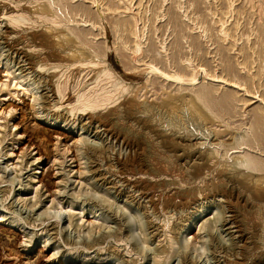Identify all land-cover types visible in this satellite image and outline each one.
Returning a JSON list of instances; mask_svg holds the SVG:
<instances>
[{
    "label": "rangeland",
    "instance_id": "obj_1",
    "mask_svg": "<svg viewBox=\"0 0 264 264\" xmlns=\"http://www.w3.org/2000/svg\"><path fill=\"white\" fill-rule=\"evenodd\" d=\"M4 30L8 41L0 38V264H182L184 256L194 264H264V194L261 198L255 192L264 191V0H0ZM75 34L83 42L65 39ZM17 49L54 84L48 105L42 101L49 91L45 82L31 85V69L20 79L18 64L5 60L6 55L25 59ZM50 51L55 57H46ZM87 52L92 63L76 67L79 63L71 55L83 59ZM221 66L232 69L221 71ZM104 69L109 70L107 87L119 83L113 93L119 98L94 112L107 114L118 128L144 142V163L151 174L143 177L157 183L152 196L116 176L115 156H132L133 148L103 134V126L97 129L100 133L81 128L79 119L86 122L88 115L76 108L84 94H92V75ZM57 88L71 92L72 100L61 98ZM130 105L149 127L124 118ZM22 108L31 109L30 116ZM246 140L255 146L248 154L256 158L246 155ZM87 145L110 148L98 159L97 171L87 158ZM202 157L207 165L196 176L194 164ZM249 159L258 165L251 174L243 169ZM98 170L119 180L118 190L127 191L119 195L115 187L103 184ZM217 183L238 196L233 199L238 227L224 222L230 214L224 196L209 193ZM177 190L189 191L196 201L158 204L157 209L149 203L150 197L157 201L159 192L175 195ZM129 193L136 202L125 203ZM209 199L217 204L189 224L195 206ZM97 201L117 209L116 215L93 207ZM119 213L126 221L122 241L108 238L90 249L63 241L65 232L79 241L113 230ZM151 219L158 224L155 230L148 225ZM237 228L244 239L237 237ZM214 240L221 247L233 245L232 254L213 251ZM133 245L140 249L138 254ZM115 246L127 262H113Z\"/></svg>",
    "mask_w": 264,
    "mask_h": 264
},
{
    "label": "bare ground",
    "instance_id": "obj_2",
    "mask_svg": "<svg viewBox=\"0 0 264 264\" xmlns=\"http://www.w3.org/2000/svg\"><path fill=\"white\" fill-rule=\"evenodd\" d=\"M56 7H57V5H56ZM217 9V8H216ZM68 21V20H67ZM220 22V21H219ZM156 23V22H155ZM84 24V23H83ZM87 25V24H86ZM6 26V25H5ZM239 26V25H238ZM92 27V26H91ZM63 28V27H62ZM6 31L7 30H4V31H0V38H3L4 40H5V42L6 41H8L7 40V34H6ZM66 33V32H65ZM70 34V33H69ZM71 35V34H70ZM62 36V35H61ZM134 36V35H133ZM225 36V35H224ZM228 36V35H227ZM63 38V37H62ZM74 38H77V39H79V41H82L83 42V38H81L80 36H78V35H73V36H68L67 38H65V39H67V41H70V42H72V41H74ZM176 41L177 42H179L178 41V39H176ZM40 42H42V39H40ZM64 42V41H63ZM141 42V41H140ZM14 43V42H13ZM215 43V42H214ZM216 43H218V42H216ZM217 48L219 49V50H221L222 49V47H221V45H218L217 44ZM13 47V46H12ZM138 47V46H137ZM90 48V50H91V52H92V47H89ZM84 49V48H83ZM86 49V48H85ZM140 49V48H139ZM81 50V49H80ZM16 53H19V55L21 54V57H25V59H21V60H17V58H14V56H11V55H6L7 56V58L5 59L6 61L7 60H11V62H14L15 64L14 65H17L18 64V69L20 70V76H19V78L21 79V78H23V76H26L27 74H28V70L27 69H31V71L30 72H34V74L33 75H31V77H30V79H29V81H30V84L32 85V84H35V83H37V86L36 87H40V83H41V86H42V83L43 82H45L44 83V85L46 86L47 85V88L49 87V91L47 92V94L46 93H44L43 95H42V101H43V103H47V105H48V101H49V99L51 98V96L52 95H54L55 94V91H54V84L52 83V81H51V79L49 78V79H46V75H45V72L44 73H42V71H39V70H36L35 68H34V66L36 65L35 63H34V61L32 62V60L29 58V57H27L26 56V53L24 52H22V51H20V50H16L15 51ZM72 54V53H71ZM89 54H91V53H88L87 52V54L85 55V57L83 58V59H79V56L78 55H76V54H72L71 56L74 58L73 60H74V63H79L76 67H78L79 65H82V63H92V60H89ZM92 55V54H91ZM103 55H105V54H103ZM20 57V56H19ZM46 57H55V53L54 52H52V51H50L49 53L47 52V54H46ZM153 58H154V56H153ZM2 60V59H1ZM82 60H88L87 62H83ZM101 60L105 63V61H106V59L104 58V57H102L101 58ZM24 62V63H22V64H20V62ZM98 61H100V60H98ZM197 61V60H196ZM1 62V61H0ZM101 62V61H100ZM140 63V62H139ZM99 64V63H98ZM123 64H126V63H124L123 62ZM150 65L149 66H151V65H153V64H151V63H149ZM191 66V65H190ZM201 67V66H200ZM106 68V67H105ZM151 68V67H150ZM179 68L181 69V70H188V66L187 65H179ZM152 69H154L153 67H152ZM156 69H157V67H156ZM155 69V70H156ZM196 69V68H195ZM232 69V68H231ZM228 66L226 67V66H221V71H225V72H228V71H230L231 70ZM27 70V73H24L25 71ZM204 70V69H203ZM100 71V73H101V70H99ZM158 71V70H157ZM103 73L102 74H100V73H98V74H93L92 75V83H93V85H92V89H93V91H92V94L90 95V96H88V95H86V94H84V101L81 103V105L79 106V107H77L76 109L77 110H80L81 112H83L82 114H84V113H86L87 115H88V119H86L87 121L86 122H82V119H79L80 117H78V119H79V122L81 123V128L83 129H85L86 131H91L92 132V130L93 129H96V130H94L96 133H100L101 131H103V134H104V132H106V134H110L111 136H113L114 138H115V140H116V138H117V140H119V139H121V143L122 144H124V145H126L127 147H131V149L133 148L134 149V154L132 155V156H129V157H126V158H119V156H115V159H116V161H115V163H116V167L118 168L117 169V174H116V176H118L119 177V180L120 179H122L121 181V183H125V182H128V183H130V184H133L134 185V187L135 188H137L138 190L139 189H141V191H142V193L143 194H146V195H151L152 196V194H154V192H156V185H157V183H156V185H155V183H153L152 184V182L149 180V179H147V178H144L143 176H144V174H151V171H150V169L146 166V164L144 163V155H147V154H145V151H146V149H145V147L143 146V143L144 142H142V140H141V138L139 137V136H135V135H130V134H128L127 132H125L124 130H122V129H120V128H118L119 126H118V123L117 122H115L114 120H112V119H110L109 117H108V115L106 114V115H103V116H99V114L100 113H98V112H94L95 110L97 111V109L99 108V107H103V105H107V106H105V107H108L109 105H110V103H112L115 99H118L119 97H116V98H113L114 96V91L115 90H118V82H114V83H111V85L109 86V87H107V84H108V79H109V70L108 69H104L103 71H102ZM161 73V72H160ZM204 74V73H203ZM29 75V74H28ZM45 75V76H44ZM54 75V74H53ZM164 75H165V77H166V73H164ZM170 76H172L171 74H169V75H167V78H169V79H171L170 78ZM175 77L177 78V77H179L178 75H176V76H174V77H172V78H174L175 79ZM194 78V77H193ZM192 78V79H193ZM180 79V78H179ZM226 80V79H225ZM156 81V80H155ZM154 81V82H155ZM175 81H176V79H175ZM152 82V81H151ZM229 82V81H228ZM179 83V82H178ZM32 87H34V85L32 86ZM158 88V87H157ZM141 90V89H140ZM51 92V93H50ZM57 92L61 95V98H64V97H66L65 98V101H71L72 100V98H73V96L72 95H70V93L71 92H66L65 91V89L64 90H60V88H57ZM88 93V92H87ZM249 93V92H248ZM81 98V97H80ZM178 98V97H177ZM132 103H135V102H132ZM188 103V102H187ZM109 104V105H108ZM137 104V103H136ZM185 104V103H184ZM128 105V104H127ZM153 105V104H152ZM181 104H179V106H180ZM141 106V105H140ZM147 106V105H146ZM173 105H171V107H172ZM176 106V105H175ZM177 106H178V104H177ZM7 107V106H6ZM33 107V106H32ZM110 107V106H109ZM132 107L133 106H129V107H125L126 109L124 110V114H123V116H124V118H126V117H132L133 119H136L137 120V122L138 123H141V126L142 127H149L150 125L147 123V122H141V120L140 119H138V117L135 115V110H134V108L132 109ZM137 107V106H136ZM1 108V107H0ZM4 108V107H3ZM153 108V107H152ZM174 108V107H173ZM177 108V107H176ZM8 109V108H7ZM136 109V108H135ZM181 109H183L182 108V106H181ZM180 109V110H181ZM31 110V109H30ZM30 110H29V112H28V110L26 109V108H22V113L25 115V116H27L28 117V115L30 116ZM136 110H138V109H136ZM149 110V109H148ZM179 110V109H178ZM184 110V109H183ZM183 110H181L182 111V113H183ZM186 110V109H185ZM195 110V109H194ZM92 113H91V112ZM169 111V110H168ZM172 111V110H171ZM174 111V110H173ZM99 112H101V111H99ZM177 112V111H176ZM185 112V111H184ZM190 112V111H189ZM147 113V112H146ZM163 113V112H162ZM172 113V112H171ZM180 113V112H179ZM81 114V115H82ZM174 114V113H173ZM191 114V113H190ZM199 114L200 115H203L202 114V112H199ZM177 115V114H176ZM187 115V114H186ZM80 116V115H79ZM144 116V115H143ZM152 116V115H151ZM167 116V115H166ZM183 116V115H182ZM181 116V117H182ZM189 116V115H188ZM203 116H205V115H203ZM142 117V116H141ZM206 117V116H205ZM81 118H82V116H81ZM122 118V117H121ZM173 118H175V117H173ZM66 118H64V120H65ZM119 119V118H118ZM179 119V118H178ZM184 119V118H183ZM200 119H202V118H200ZM116 120V119H115ZM172 120V119H171ZM145 121V120H144ZM183 121V120H182ZM198 121V120H197ZM203 121H204V119H203ZM96 122L98 123L97 125H96ZM92 123H94L93 125H92ZM183 123V122H182ZM100 126H103V128H101L102 130L101 131H99V130H97ZM118 126V127H117ZM135 132V131H134ZM98 135V134H97ZM99 136V135H98ZM103 137V136H102ZM116 140V141H117ZM105 143V142H104ZM114 144V143H113ZM162 144L163 145H167L168 146V144H169V142H162ZM245 145H247L248 146V151H247V153H246V155L248 156V155H251V157L252 158H256V156L255 155H252V154H248V152H254L253 150H251V148L252 147H255V146H253L252 144H251V142H248L247 140L245 141V143H244ZM106 145H107V143H106ZM170 146V145H169ZM243 146V145H242ZM104 147V146H103ZM102 147V148H103ZM108 146H106V147H104L103 149H101L100 148V150L98 149H93L91 146H89V145H87V158H89L90 159V161L91 162H95V164H94V166H95V170L98 168V166L96 167V163L98 164V159L100 158V157H102V155H103V157H104V153H106L105 155H107V152L106 151H109L108 150ZM114 148V147H113ZM153 148V147H152ZM110 149V148H109ZM154 149V148H153ZM164 149V148H163ZM257 149V148H256ZM120 152V151H119ZM147 152V151H146ZM108 153H111V152H108ZM113 153V152H112ZM157 153V152H156ZM161 153V152H160ZM209 154V153H208ZM254 154V153H253ZM109 155V154H108ZM110 157V156H109ZM146 157V156H145ZM150 157H151V155H150ZM149 157V158H150ZM105 158H106V156H105ZM148 158V159H149ZM102 159V158H101ZM152 160H155V161H157L154 157L152 158ZM240 160V159H239ZM149 161H150V159H149ZM253 160L252 159H249V162H248V168H243V169H245L246 170V172L248 173V174H251L253 171H255V170H258V165L255 163V162H252ZM100 162V161H99ZM152 162V161H151ZM161 162V161H160ZM158 165V164H157ZM205 165H207V162H206V160H204V158L202 157L201 158V162L200 163H195L194 164V171H193V174L194 175H199V174H201V172H202V169L205 167ZM169 166V165H168ZM242 166V165H241ZM101 167V166H100ZM151 167V166H150ZM94 170V169H93ZM94 170V171H95ZM97 171V170H96ZM222 171V170H221ZM95 174V173H94ZM115 174V173H114ZM218 174L219 175H221L222 173L220 172V171H218ZM96 175L98 176V180H102V182H103V184H110L112 187H113V189H114V187L116 188V190H118L117 188H119L120 186H121V184H120V186L118 185V181H115V180H112V179H109V177H105V176H103L104 175V173H99V170H98V172L96 173ZM150 176V175H149ZM229 180H235V181H237V182H239V183H241V184H243V185H245L244 184V182L242 181V180H240V179H236V178H232V177H229ZM120 182V181H119ZM218 184V183H217ZM217 184H214V185H212L211 187H210V191H209V193H210V195H212L213 197H214V195L215 194H220V195H222V196H224V198H225V203H226V207H227V211L228 212H230V214L228 215V217H229V219L228 220H226V218H225V220H224V222H226V221H228L227 223H233V226L232 227H238L239 225L236 223L237 221H236V216H235V211H234V204H236V200H238V196H237V194L231 189V188H227L226 186H224V185H222V186H219V184L217 185ZM123 185V184H122ZM245 186H247L248 187V185H245ZM233 187V186H232ZM116 190H115V192H116ZM125 190H126V188H125ZM125 190H124V188L123 189H119L118 190V194L119 195H122V194H124L125 193ZM163 190V189H162ZM252 190V189H251ZM127 191V190H126ZM9 192V191H8ZM242 192V191H241ZM256 192V196H259V197H261V196H263V192L264 191H260L259 189L257 190V191H255ZM128 195V194H127ZM194 194H192V193H190L189 191H186V190H183V191H178L177 190V193H175V195L174 194H172V195H166V194H163L162 192H159V194H158V198H157V201L155 200V199H153L152 197H150V202L149 203H151V205H152V207H153V209H157V208H159L158 207V204H162L164 207H168V206H171V205H174V203H180V205H187L189 202H194V201H196V199L195 198H193L194 196H193ZM198 195V194H197ZM206 195V194H205ZM193 196V197H192ZM128 197L129 198H127V200L125 201V203L126 204H132V202H134L135 200H136V198L133 196V193L132 194H130L129 193V195H128ZM205 197V196H204ZM177 198H178V200H177ZM241 198V197H240ZM262 198V197H261ZM177 201H176V200ZM233 199H236L235 201L233 200ZM235 203H234V202ZM98 202V201H97ZM136 202V201H135ZM239 202V201H238ZM99 203V202H98ZM98 203H96V202H94L93 203V207L94 206H99L98 208L99 209H101V212H108L109 214H111V215H116V210H115V208L114 209H112L111 207H109L108 205H106V206H103V205H101L100 203H101V201H100V203L98 204ZM241 203V202H240ZM103 204V203H102ZM214 204L216 205L217 204V202L215 201V200H212V199H209V200H207V201H205V202H202V203H200V204H197V206H195V211H193V212H191V214L188 216V219H189V224H190V222H192L194 219H196L198 216H200V215H202V213L203 212H207L208 211V209L210 208V206L211 205H213L214 206ZM105 205V204H104ZM108 206V207H107ZM175 206H177V205H175ZM236 206V205H235ZM243 206V205H242ZM238 207V206H237ZM145 208V207H144ZM98 209V210H99ZM236 209V208H235ZM241 209V208H240ZM240 211V210H239ZM147 213V212H146ZM100 214V213H99ZM227 214V213H226ZM119 219L117 220V227H115L113 230L111 229L110 231H107V232H102V233H100L99 235H97V236H94L91 240H89V239H81V240H79V241H77V240H75L74 241V238H72L71 237V234L70 233H64L63 234V241H66L68 244L69 243H72V244H74L75 246L76 245H79V246H82L83 248H87V249H90V248H93V247H95V246H99V245H101V244H103L108 238H112L113 240H115V241H122L123 240V238H124V229H125V227H126V221H125V219H124V217L122 216V214L121 213H119ZM40 218V217H39ZM37 219V218H36ZM247 220V219H246ZM253 220V219H252ZM223 222V223H224ZM252 222H254V221H252ZM251 222V223H252ZM149 223V224H148ZM147 224L149 225V227L150 228H153L154 230L155 229H157L155 226L156 225H158V224H156V222H155V220H150L149 222H148ZM168 223V222H167ZM235 223V224H234ZM246 223H248V222H246ZM250 223V224H251ZM147 225V226H148ZM249 225V224H248ZM222 226H225V225H222ZM228 227V226H227ZM262 227V226H261ZM240 229L241 228H237V232H239L238 233V235H237V237H241L242 239H244V233H241L242 231H240ZM129 230H130V228L128 229V227H127V231L125 230V232H126V235H125V237L127 238V237H129L128 235L130 234L129 233ZM235 230V229H234ZM233 233V232H232ZM153 234H155V233H153ZM209 234H211V233H209ZM236 235V234H235ZM212 236L214 237V235L212 234ZM155 237V236H154ZM238 238V239H239ZM182 241V240H181ZM66 242H65V244H66ZM245 243V242H244ZM135 244V243H134ZM237 244V243H236ZM71 245V244H70ZM212 246V245H211ZM222 246V245H221ZM220 246V244H219V242L218 241H216V240H214V242H213V251H215V252H217L218 253V251L220 252V250H223V251H230L231 249H233L234 248V246L232 245H230V247L228 246V247H224V245H223V247H221ZM249 246V245H248ZM247 246V247H248ZM112 247H113V245H112ZM237 247V246H236ZM238 247H240V250H241V247L242 246H238ZM147 248V247H146ZM222 248V249H221ZM112 249V248H111ZM132 250H135V253H139L140 252V249L138 250V246L137 245H133L132 246V248H131ZM181 249V248H180ZM235 250V249H234ZM222 251V252H223ZM111 252L114 254V259H113V262H116L117 260H120V259H122V260H125L126 262H127V260L126 259H124V256H125V254H123V253H121V251L118 249V247H114L113 248V251L111 250ZM126 252V251H125ZM124 252V253H125ZM145 252H146V250H145ZM214 252V253H215ZM224 252V253H225ZM236 253H237V251H236ZM239 253V252H238ZM237 253V254H238ZM148 254V253H147ZM188 254V253H187ZM223 254V253H222ZM231 254H232V250H231ZM230 255V254H229ZM145 258V257H144ZM148 259V255L146 256V260ZM138 260V259H137ZM179 260V259H178ZM182 260V264H194L193 263V261L192 260H190V259H188V257H185L184 256V258L183 259H181ZM235 262H237V261H235ZM239 262V261H238ZM261 262V261H260ZM135 263V262H134ZM148 263V262H147ZM252 263V262H251ZM232 264H233V262H232ZM243 264V263H242Z\"/></svg>",
    "mask_w": 264,
    "mask_h": 264
}]
</instances>
